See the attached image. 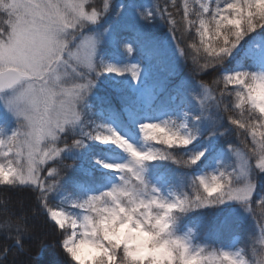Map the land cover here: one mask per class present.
Wrapping results in <instances>:
<instances>
[{
	"label": "snow or ice",
	"instance_id": "snow-or-ice-1",
	"mask_svg": "<svg viewBox=\"0 0 264 264\" xmlns=\"http://www.w3.org/2000/svg\"><path fill=\"white\" fill-rule=\"evenodd\" d=\"M172 6L179 21L153 0H0V186L31 197L5 209L0 264L36 259L48 228L63 264H264V0ZM105 75L130 83L98 92ZM92 142L126 156L92 158L115 174L107 186L85 166ZM202 159L211 171L193 173ZM229 203L242 215L218 231L246 218L251 244L210 249L199 225L182 229Z\"/></svg>",
	"mask_w": 264,
	"mask_h": 264
},
{
	"label": "trees",
	"instance_id": "trees-1",
	"mask_svg": "<svg viewBox=\"0 0 264 264\" xmlns=\"http://www.w3.org/2000/svg\"><path fill=\"white\" fill-rule=\"evenodd\" d=\"M138 1V0H134ZM121 2H127V0H121ZM161 4L162 7L165 6V3L168 7V10L176 16V9L173 7V0H157ZM177 3L180 0H176ZM176 19L179 21V16H176ZM5 20V16L0 14V25H3ZM152 35H154L157 39L162 40V33L166 30L161 28H149L146 29ZM181 31L183 32V27L181 26ZM194 36L193 33L185 32L182 39L185 45H190L192 43V37ZM187 51L191 52V48H186ZM119 56V54H117ZM115 59V58H114ZM115 62H122V57L120 59H116ZM189 66H191V60H189ZM185 74H188V69L185 68ZM130 81L127 77H113L109 78V76L105 75L101 78L98 82V92L104 91H112L114 88L119 89L122 87H127ZM112 120V119H111ZM114 121L118 126L123 127L121 123L116 120ZM139 140V137H138ZM219 143V142H217ZM190 148L197 147V144L194 143L193 145L189 146ZM89 152L85 159V166L89 169L92 176L95 177L96 183L107 186L110 181V177L107 173L98 171L97 168L94 166L95 158H106L109 156L113 157H122L124 154L122 153H115L112 149H109L103 146L101 143L92 142L88 146ZM159 163L160 167L167 172L169 176H176L177 169L172 166L168 162H153ZM212 165L209 159H202V161L198 164V166L194 167L191 171L196 173L197 171L209 170L210 166ZM261 184L264 185V178H261ZM31 203V197L28 192L20 189V188H12L11 190L8 189L7 186H0V222L6 216L5 209L12 210L15 207L25 206L27 207ZM231 203L227 206H221L220 209H198L194 212L187 215L184 219L183 224L181 225L183 230H186L187 227H192L193 225H199V230L197 234V243H204L207 242L211 248H220L223 245L229 244L234 236H238L237 247H245L246 244H251L247 236L246 232L250 231L252 228L251 223L244 219L239 227L233 228L230 231L220 232L218 231L219 226L221 225L222 221L224 220L225 216L231 217H239L235 210L230 207ZM41 222L43 221V217L41 216ZM258 230L256 231V236ZM55 236L56 234L53 232L51 228L43 231L41 233V240L44 247H41L40 241H34L31 245L32 253L35 254L39 251V256L32 260L28 258L27 253H25L21 257H16V259H23L25 264H63V257L61 256V252L58 248H55L53 245L55 244ZM2 243V241H0ZM11 259V258H10Z\"/></svg>",
	"mask_w": 264,
	"mask_h": 264
},
{
	"label": "rangeland",
	"instance_id": "rangeland-1",
	"mask_svg": "<svg viewBox=\"0 0 264 264\" xmlns=\"http://www.w3.org/2000/svg\"><path fill=\"white\" fill-rule=\"evenodd\" d=\"M117 2L119 3V2H121V0H117ZM134 2L135 3H138V4H141V5H145V4L150 3V0H138V1H134ZM153 3H156V0H153ZM124 18H125L124 15H122L119 21L113 22L114 26H116V24L122 22ZM5 19H6V17H5ZM110 21H111V17L108 18V20L106 21V23L107 22H110ZM155 28L158 29V28H161V26H157ZM165 33H166V31L162 33V40L166 38L165 37ZM152 34H153V32H152ZM108 122L109 123H112L113 126L116 127L119 131H121L122 134L129 135V138L132 139L134 143L139 144L138 134H136L135 136L131 135L129 133V129L128 128H126L125 126H123V127L118 126L111 119H108ZM7 131L8 130L6 129V132ZM8 134H10V132H8ZM102 145L105 146V147H107V148H109V149H112L115 153H122L119 149H116L115 146H113V145H109V144H102ZM97 159H100V160L105 161V162H120V161H123L124 159H126V156L124 154V156H122V157H113V156L111 157V156H109V157H106V158H98L97 157ZM94 166L97 168L98 171L105 172V173H107L109 175V177H110L109 183L112 182V181H114V179H115V174L114 173H111L108 170L103 169L98 164H95L94 163ZM212 166L213 165L210 166V169H211ZM210 169H209V171H211ZM201 171H197L196 173L198 174ZM230 207H232V209L236 211V213L239 215V217L242 215V213L240 212V210L237 207H235V205H231ZM257 234L259 236V232H257ZM238 239H239L238 236H234L229 244L223 245L222 247H229V248H232V249L240 248V247H237L236 246V244L238 242Z\"/></svg>",
	"mask_w": 264,
	"mask_h": 264
}]
</instances>
